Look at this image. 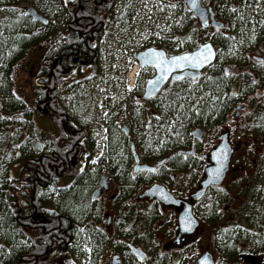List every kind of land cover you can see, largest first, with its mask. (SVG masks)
<instances>
[{
	"label": "trees",
	"instance_id": "1",
	"mask_svg": "<svg viewBox=\"0 0 264 264\" xmlns=\"http://www.w3.org/2000/svg\"><path fill=\"white\" fill-rule=\"evenodd\" d=\"M116 1L0 0V264H45L52 252L65 253L72 244L75 246L79 236H84L81 246L85 243L84 249L88 247L89 250V254L84 251L83 256H92L86 264H97V256L99 259L110 243V247L125 258L126 264H136L128 252L127 242L129 237L137 238L140 234V225L146 216L127 205L139 184L132 170L130 142L135 141L143 155L159 158L168 150L174 151L183 138L175 134L174 122L188 121L194 126L216 122L221 118L219 112L229 105L222 98V90L230 87L232 79L214 77L208 85L203 82L182 92L166 93L163 100L155 103L159 119L151 114L148 122V110L143 106H127L130 135L126 136L116 123L109 124L102 157L95 165H87L90 158L88 133L67 115L58 91L63 83L80 76L99 60L97 41ZM232 1L229 15L227 1L223 0L221 11L214 6L218 21L225 24L215 34L232 35L221 37L218 42H222L226 51L234 47L242 51L253 49L254 43L264 34V0ZM29 7L46 18L48 25L42 27L33 22L26 13ZM182 8L184 11L176 22L182 26L173 31L177 43H164L172 51L193 49L201 33L194 16ZM56 22L61 23L60 28ZM37 28L47 32L34 34ZM30 57L34 58L27 61ZM25 61L26 72L33 79L34 99L30 104L14 94L16 74ZM36 116H47L58 137L51 136L46 150L34 149L24 158L22 153H15L17 162L23 161L12 173L15 162L12 165L11 162L15 158L2 160V157L8 151L14 124L32 125V118ZM199 165L194 160L181 168H199ZM86 171L89 175L83 177ZM103 173L111 174L120 191L114 202L116 216L112 238L92 228L94 223H89L100 217V210L96 208L98 201L93 200L90 193ZM61 183L63 186L57 189L61 196L57 200L58 209L65 207L64 213L56 212L46 203L43 194L50 185ZM241 183L249 187L241 190V206L228 211L235 220H225L224 206L231 202L224 190L210 188L195 208L204 222L223 226L213 239L220 258L218 264H227L235 258L241 251L240 246H245L247 251L264 252V157L252 180ZM149 221L144 224L145 248L154 236Z\"/></svg>",
	"mask_w": 264,
	"mask_h": 264
},
{
	"label": "rangeland",
	"instance_id": "2",
	"mask_svg": "<svg viewBox=\"0 0 264 264\" xmlns=\"http://www.w3.org/2000/svg\"><path fill=\"white\" fill-rule=\"evenodd\" d=\"M204 3H209L210 5L216 6L218 11L222 9L223 0H203ZM227 5V14L229 15L230 6L232 0H224ZM175 5V7H171ZM184 11L181 4L174 2L172 0H117L111 9L110 18L106 28L102 32V35L97 41V48L99 50V60L94 66H92L87 71H82L80 76H76L73 80L63 83L58 91V98L66 110L67 115L76 124L83 127L88 135L89 141L92 143L91 148H101L103 144L99 145V142L103 141L102 135L105 127L101 125L103 121H110L113 123L116 118V114L119 112V117L121 115V110L119 111V105H121L122 97H126L128 93L132 90L136 79L141 83H138V88L141 90L143 85V78H139L137 73H140V69L133 57L140 50L146 47L158 46L163 48L165 44L171 43L174 39L173 31L177 29V26H182L176 24L178 20V15ZM60 16L63 17V14ZM65 20V19H64ZM55 25L60 28L61 23L56 22ZM39 33H46V29H38ZM191 31V26H190ZM205 34V33H204ZM165 43V44H164ZM34 57H30L27 61H31ZM27 61L23 63L16 74V85L14 88V94L26 103L34 99V94H32V77L26 72ZM133 68L136 69L134 74L132 86L130 87V81L126 80L125 74L130 73ZM126 75V76H127ZM123 84H127L124 86ZM139 90V93H140ZM132 98V97H131ZM130 106V102L127 104ZM122 106V105H121ZM132 108L135 106L131 105ZM118 117V118H119ZM32 132L30 135L38 140L36 149L37 151L46 150L48 145H50L48 140L51 136H56V130L53 123L47 116L34 117L32 118ZM22 124V123H21ZM18 123L15 122L14 129L12 130V135L10 138V143L8 147V157L15 158L13 162L12 173H15L19 168L20 162H17L16 157L18 153H22L21 156L25 157L27 154L32 153V149H28L27 139L29 138L27 134V127L24 129L21 127L19 130L23 129L20 133H16ZM20 125V124H19ZM34 130V131H33ZM105 132V131H104ZM13 136L18 137V142L13 140ZM16 137V138H17ZM209 138V137H208ZM208 143L210 139L206 140ZM247 147L244 146L242 151V156H249V162H238L235 161V166L243 165L248 177H251L248 168L253 164L254 159L260 152V147L264 143V137H259L256 140L252 138L246 139ZM15 144V145H14ZM15 146H18L15 148ZM254 150L253 155L250 151ZM17 153V154H15ZM23 157V158H24ZM251 162V163H250ZM90 166L94 165L88 163ZM245 172L243 170L239 172V176H243ZM89 175L88 172L83 173V177ZM250 175V176H249ZM245 177V176H244ZM230 180H238L237 183L230 185ZM229 182L225 184V190L230 194L229 202H231V208L236 209L243 202L241 196V190L243 187H249V185H243L238 178V174L230 176ZM63 184L50 185L47 193H43L45 196L46 203L51 207L58 209L59 203L57 198L60 200L61 194L57 192V189L61 188ZM108 192L104 193L99 201L96 203V208L100 210L99 219L90 221L89 223H94L106 236L111 232L103 225L101 220H105L106 217L114 214L113 209V198L115 196L114 185L109 183ZM138 191V190H137ZM139 190L137 193H140ZM136 193V194H137ZM137 196L134 197V202H136ZM132 201V200H131ZM133 203V202H132ZM142 207V206H140ZM60 209L64 210L65 207ZM227 210L225 215V220H235L231 213ZM164 216L162 221L164 222L163 229L167 231V234H155L147 244V251L151 256L160 258H173L175 264H188L195 261L204 252H210L214 258L217 257L215 254L214 244H213V231L214 229L207 223H203L198 227V230L190 236L180 247L171 248L167 242L174 241V235L172 232L168 231L169 226L165 224L168 221V225L176 224V217L173 211L162 210ZM102 215H104L102 217ZM82 227L85 226L82 224ZM170 228L172 229L173 226ZM84 236H79V240L75 246L71 249L70 254L60 257L62 260L64 257L77 258L83 264V260L79 257L80 250L85 251L84 247H81L82 239ZM88 248V247H87ZM240 253L233 259H231L227 264H264V252L256 253L255 251H247L245 246H240ZM115 250L114 247L106 245L103 249L102 254L99 256L100 264H108L111 258V251ZM52 257L54 256L51 255ZM253 257V261L246 262V259ZM98 257V256H97ZM49 264V262H47Z\"/></svg>",
	"mask_w": 264,
	"mask_h": 264
},
{
	"label": "flooded vegetation",
	"instance_id": "3",
	"mask_svg": "<svg viewBox=\"0 0 264 264\" xmlns=\"http://www.w3.org/2000/svg\"><path fill=\"white\" fill-rule=\"evenodd\" d=\"M173 1L182 2L181 0H173ZM200 1L202 2V5H204L206 8H210V7L212 9L214 8L208 2L204 3L203 0ZM213 12L215 18L219 20L214 9ZM212 30H213L212 28H209L207 29V33L205 34L199 33L197 35L198 38L196 41L197 46L187 51H175V50L172 51L166 46H164L163 48L154 46V48L158 50L160 49L163 50L165 52L166 58H169L184 53H192L199 47V45L209 44L213 49L214 56L211 63L207 66H204L199 71L198 73L199 75L198 77L195 78V80L187 77L177 82H172L171 79L174 74L179 75L182 74L184 71L171 74L169 79L166 81L165 85L162 87L160 93L151 100L148 101L143 100L144 105L151 106L154 109L155 103L163 100L166 97V93L168 92L174 93L178 91L182 92L186 88L187 89L190 87L193 88L197 84L203 82L208 85L210 80L214 77H216L217 79H224V80L232 79V82L229 83L230 87L224 88L222 90V98L225 100V102L228 101L229 105L222 112H219L221 118L216 122H210L207 124H202L197 126H194L191 123L189 124L188 121L174 122L173 124L176 127L174 128L175 134L183 138H181L178 141V144L176 145L177 148L174 151L171 152L170 150H168L165 154L161 155L159 158L143 155L140 152L139 147L136 146L135 141H133V144L135 146L136 152L139 157L140 164L150 165V166L154 164H158V165L155 167V171L152 172L143 171L135 174L139 179L137 190L138 191L141 190V192L137 194L136 192L138 191L134 192L133 196L129 199L127 205L133 206L137 212L145 213L146 218L143 220V222L140 225V230H139L140 234L137 235V238L129 237L130 239L128 238L127 245H134L135 247L142 249L144 248V241H145L143 236L145 234L144 224H147V222L150 220L149 218H151V220L149 221L148 225L152 228L151 232H153V235L161 234V233L167 234V231L163 229L164 222L161 220L162 217L164 216L162 210L173 211L174 214L176 215L175 217L177 218V215L182 210V207L179 208L166 207L155 199L150 200L147 197H143V198H138V197L141 196L142 193L148 190L150 187L154 185H158V186H163L172 196H174L175 199L188 203L190 196L194 194L198 189V186L201 182V178L203 176V170L208 166V164H210V159L208 158L210 152L215 148H217L218 145L220 144V137L224 135L227 137V143L231 150L229 163H228V170L226 171L222 183L219 186L208 187L205 190L201 200L206 196L210 188L223 189L224 191H226L224 187H226L225 184L229 182L230 176L232 177L233 175L238 174V178L240 179V182L243 180L249 181L252 180V177L255 175V173L259 171L260 160L264 157V143L263 145H261L259 150L260 152L257 154L256 158L254 159L253 164H251V167L248 168L251 177H248L245 171V167H243V165L234 167V164L236 160L240 162V164L243 161L246 163L250 161L249 160L250 155L242 156V151L244 150V146L247 147V143L245 142L246 139L252 138L253 140H256L259 137H264V34L262 35L260 40H257L254 43L253 49H249V50L247 49L245 51H242L241 49L234 47L226 51L224 49V46L222 45V42H218V41L221 40V37L222 38L231 37L232 35L231 34L227 35V33L215 34L214 32L215 30L213 31ZM173 40L171 42H173V44H176L177 38L175 37ZM166 45H170V43L168 42V44ZM225 69L228 70L229 73L228 75L224 74ZM139 72L140 73L138 77L143 78V82L145 84L148 79H151L155 75L154 70L147 67L141 68ZM138 83H140L141 85L142 82L136 79L135 90L139 85ZM135 90L132 95L133 96L132 99L140 101V98L135 95ZM143 91L144 88L142 90L141 96L143 94ZM233 93H237V95H232ZM125 110L127 113V107H125ZM153 112H154L153 117L154 116L158 117L156 111L153 110ZM187 113L190 114V112ZM147 119L148 122H150V119L149 118ZM126 124L130 130L131 126L129 125V120L127 117H126ZM194 130L200 131L199 139H195L193 137ZM208 139H210L209 143L206 141ZM89 149L90 148H88V151H90ZM254 153L255 151L251 149L250 154L253 155ZM194 160L196 163L200 164L199 168H195V167H192L191 169L181 168V166L185 165L186 162L188 161L194 162ZM178 163L180 164V166L179 167L175 166ZM242 170L243 172H245V174L240 178L239 172H241ZM237 182L238 180L236 182L235 180L232 181L230 180L229 183L231 185ZM109 183L114 185V191L116 192L113 198V209L115 210H114V214L108 216L103 224L111 228L113 231L114 230L113 219L114 216H116V206L114 202L116 199V195L120 193V191L116 180L111 175H110ZM226 193L228 194V196H230L228 191H226ZM135 196H137L136 202H134ZM200 201H197L192 204L193 205L192 211L195 216H196L195 208L197 207ZM154 206H157L161 210H157ZM240 206L241 205H239V207ZM224 207L225 208L223 211L225 212L227 210L229 211L237 210L239 208L237 207L236 209H233L231 208V204L229 205V203H227ZM202 221L203 220L200 219L199 226L202 224ZM168 223H169L168 221L165 222V224L169 226L168 231L172 232L174 238L177 237L179 234V230L176 228L177 224H175L171 229L170 226L172 227V224L168 225ZM208 225L214 229L213 239L215 232L223 228V226L219 223L215 225L209 223ZM93 227L96 230H99V228L96 225H94ZM197 230L198 228L195 230V232ZM125 231L127 230L125 229ZM193 234L191 235L181 234L178 238L179 240L178 244L172 243L171 241L167 242V244L171 248L180 247ZM112 235L113 232L111 233V236ZM73 243H75V241ZM61 254L64 253H58V255ZM215 254L217 256L216 251ZM211 256L214 264H218L220 259L219 256L215 258L212 254ZM198 258L195 261L188 264H196ZM134 260L136 264H175L176 263L174 262L173 258H167V257L160 258V257L148 256V258L143 261H138L135 258ZM96 263L99 264L98 262ZM56 264H75V262H73V260L72 261L60 260ZM89 264H91V262ZM120 264H126L125 258H120Z\"/></svg>",
	"mask_w": 264,
	"mask_h": 264
},
{
	"label": "water",
	"instance_id": "4",
	"mask_svg": "<svg viewBox=\"0 0 264 264\" xmlns=\"http://www.w3.org/2000/svg\"><path fill=\"white\" fill-rule=\"evenodd\" d=\"M184 1H185V4L187 5V8L190 10V12L198 19V22L202 28L206 29L208 27V25H210L211 27H213L216 30L222 28V23H220L214 19L211 9H205L204 7H202L199 0H194V3H193V0H184ZM26 12L30 16V18L32 19L33 22L41 23L44 26L48 24V20L46 18H44L42 15H40L39 13H37L35 9L29 8L26 10ZM205 21L207 23H205ZM207 45H209V44H207ZM210 48H211L212 55H211L209 61L207 63H203L200 68L192 70V72L195 74V78L198 77L199 71L204 66L209 65L211 63V61L213 60L214 52H213V49L211 46H210ZM150 49L156 50L158 52H163L165 55V52L163 50H157L154 48H149V49H146V50L138 53L135 56V59L141 68H143V67L152 68L155 71V75L153 76V78L149 79V80H152L154 82V87H153V85L148 84L149 80L147 81L146 86H145V93L148 91L149 88H152L154 94L152 96H146L144 93V95H143L144 99H148V100L152 99L161 90V88L164 86L166 81L169 79L170 75L173 73L184 71L182 74H179L180 76H182V79L187 78V77L193 79L192 75H190L188 71H186L185 69H179V68L172 69L171 72L167 73V78L161 79L160 78L161 77V69L158 68L154 63H145V59L149 56V50ZM197 51L203 52L204 51L203 45H200L198 47V49L192 53H195ZM192 53H188V54H192ZM205 54H207V53H205ZM176 75L177 74H174L172 76V79H171L172 82L179 81V80L173 79V77ZM182 79H180V80H182ZM157 80H159L158 84L155 83V81H157ZM124 131L127 133V130L125 127H124ZM193 137L199 139L200 131L195 130L193 132ZM222 148H226V159L223 160V168L220 171L219 179H217L213 182L210 174L217 167L218 159L220 156L219 150ZM230 153H231V150H230V147L227 143V137L224 135V136L220 137V144L218 145V147L210 152L209 159H210L211 163L208 164V166L205 168L204 176H203L202 181L199 184L198 190L191 197L192 202L200 199L203 196L207 187L218 186L221 184V182L223 181V178L225 176V173L228 170ZM134 159H135V163H136V166L134 167V172L143 171V170L150 171V169H155V167L158 165V164H156L153 167L140 166V165H138V158L134 157ZM108 179H109L108 176H104L101 178V180L99 181L97 189L94 191V193L92 195L93 199L98 197L101 194L102 190L103 191L108 190ZM143 197H147L149 199H156L165 206H176V207L180 206L179 201L175 200L163 187L158 186V185H154V186L150 187L139 198H143ZM189 220L191 221L190 226L187 223V221H189ZM178 223H179L180 232L183 234H191L197 228L198 224L191 214L190 204H185L183 211L180 213V215L178 217ZM130 250L133 253V255L136 256L139 260H143L146 257V255L142 252L141 249L131 247ZM202 260H205V264H214L209 253H205L196 262V264H201ZM251 261H253V258H247L246 259V262H251ZM110 264H118V259L116 256L112 258Z\"/></svg>",
	"mask_w": 264,
	"mask_h": 264
},
{
	"label": "snow or ice",
	"instance_id": "5",
	"mask_svg": "<svg viewBox=\"0 0 264 264\" xmlns=\"http://www.w3.org/2000/svg\"><path fill=\"white\" fill-rule=\"evenodd\" d=\"M171 7H175V5H171ZM205 23L207 22L205 21ZM203 49V52L197 51L192 54L185 53L182 55L172 56L170 58H166L163 52H158L156 50L150 49L149 56L145 59V63H154L158 68H160L161 79L167 78V73L171 72L172 69L179 68L188 71L189 74L192 75L193 80H195V74L192 72V70L200 68L203 63H207L212 55L211 48L209 45H203ZM224 74H229L227 69L224 70ZM137 75H139V73H137ZM173 79L180 80L182 79V76L176 75L173 77ZM155 83L158 84L159 80L155 81ZM148 84L153 85L154 87V82L152 80H149ZM153 94L154 93L152 88H149L148 91L145 93L146 96H152ZM232 95H237V93H233ZM181 107H183V105H181ZM157 119H159V117H157ZM219 151L220 156L218 159L217 167L210 174L213 182L219 179L220 171L223 168V160L226 159V148H222ZM93 163H95V161H93ZM150 171H155V169H150ZM220 190L223 191V189ZM187 223L190 226L191 221L189 220L187 221ZM201 264H205V260H202Z\"/></svg>",
	"mask_w": 264,
	"mask_h": 264
},
{
	"label": "bare ground",
	"instance_id": "6",
	"mask_svg": "<svg viewBox=\"0 0 264 264\" xmlns=\"http://www.w3.org/2000/svg\"><path fill=\"white\" fill-rule=\"evenodd\" d=\"M47 9H48V11H50L49 10V7L47 6L46 7ZM37 12V11H36ZM38 13V12H37ZM54 21H56V20H54ZM39 28H37V29H35V31L33 32L34 34H36L38 31ZM135 72H136V69L135 68H133V70L129 73V75H128V79L130 80V81H132L133 80V77H134V74H135ZM20 124V125H19ZM18 127L19 128H25V127H27V134H28V136H29V138L27 139V146H28V149H32V150H34V149H36V146H37V142H38V140L37 141H35V139H33V137L35 136H31V138H30V135L31 134H33V132H32V125H26L25 123H18ZM17 127V129H18V131L16 132V133H18L19 131L20 132H22L23 131V129H21V130H19V128ZM34 131V130H33ZM17 136H14V138H15V142H18V137L16 138ZM13 138V139H14ZM7 157H8V153H6V154H4V156L2 157V160H5V159H7ZM77 190H78V192L80 191L78 188H77ZM94 191H95V189L90 193V195H92L93 193H94ZM56 212L58 211V213H62L64 210H62V209H57V210H55ZM64 213V212H63Z\"/></svg>",
	"mask_w": 264,
	"mask_h": 264
}]
</instances>
